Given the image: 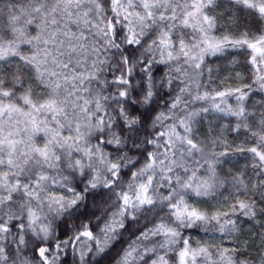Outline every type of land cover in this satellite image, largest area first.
Listing matches in <instances>:
<instances>
[{
    "label": "snow or ice",
    "instance_id": "1",
    "mask_svg": "<svg viewBox=\"0 0 264 264\" xmlns=\"http://www.w3.org/2000/svg\"><path fill=\"white\" fill-rule=\"evenodd\" d=\"M0 264H264V0H0Z\"/></svg>",
    "mask_w": 264,
    "mask_h": 264
},
{
    "label": "trees",
    "instance_id": "2",
    "mask_svg": "<svg viewBox=\"0 0 264 264\" xmlns=\"http://www.w3.org/2000/svg\"><path fill=\"white\" fill-rule=\"evenodd\" d=\"M221 3L223 4L224 3V0H221ZM258 98V97H257Z\"/></svg>",
    "mask_w": 264,
    "mask_h": 264
}]
</instances>
